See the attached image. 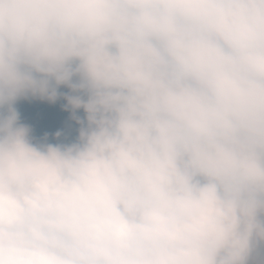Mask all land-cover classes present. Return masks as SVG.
I'll list each match as a JSON object with an SVG mask.
<instances>
[{"label":"clouds","instance_id":"obj_1","mask_svg":"<svg viewBox=\"0 0 264 264\" xmlns=\"http://www.w3.org/2000/svg\"><path fill=\"white\" fill-rule=\"evenodd\" d=\"M0 264H264V0H0Z\"/></svg>","mask_w":264,"mask_h":264}]
</instances>
